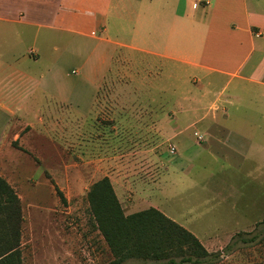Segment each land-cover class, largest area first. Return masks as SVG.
Wrapping results in <instances>:
<instances>
[{
  "label": "crops",
  "instance_id": "1",
  "mask_svg": "<svg viewBox=\"0 0 264 264\" xmlns=\"http://www.w3.org/2000/svg\"><path fill=\"white\" fill-rule=\"evenodd\" d=\"M122 63L148 66L141 70L150 71L149 78L169 71L172 79L176 71L183 97L175 118L192 114L194 121L172 132L182 150L169 165L183 170L206 154L234 169L235 179L241 164L263 150L264 0H0V146L9 120L29 118V104L42 98L77 109L85 103L87 110L99 85ZM160 86L173 95L172 80ZM196 125L194 134L202 139L187 144L182 135ZM170 174L172 168L156 182L160 193L155 184L146 189L153 197L147 208L168 217V203L160 198H173ZM263 202L256 196L199 213L191 221L209 234L202 240L194 235L211 252L228 236L213 231L240 222L245 228L264 214ZM213 214L221 217L216 230L204 217Z\"/></svg>",
  "mask_w": 264,
  "mask_h": 264
},
{
  "label": "rangeland",
  "instance_id": "2",
  "mask_svg": "<svg viewBox=\"0 0 264 264\" xmlns=\"http://www.w3.org/2000/svg\"><path fill=\"white\" fill-rule=\"evenodd\" d=\"M115 67L87 110L85 103L77 109L42 98L29 104V118L9 120V133L0 146V177L20 200V264H107L112 260L86 197L102 177L109 178L124 213L129 214L147 208L153 197L146 195V189L155 184L154 191L160 193L156 182L172 168L173 198L160 201L168 203L170 218L187 229L193 226L195 230H189L200 240L209 230L203 226L196 230L198 224L191 219L199 213L256 196L264 198V148L241 164L235 179L231 177L234 169L206 154L183 170L169 165L182 150V144L177 147L180 136L172 132L194 121L192 114L187 120L175 118L183 97L176 71L172 79L166 75L169 71L149 78L150 71L141 70L146 65ZM150 79L158 83L157 88L149 87ZM171 80L175 84L172 96L160 89ZM31 108L39 111L34 117ZM196 129L198 125L184 131L187 144L202 139L194 134ZM171 146L175 154H170ZM216 198L221 201L217 207ZM204 217L213 220L210 230L220 226L219 215ZM262 221L264 214L254 216L245 228L241 222L233 228L224 222L228 231H213L212 236H228L225 245L209 248L217 255L210 264H264V223L257 226Z\"/></svg>",
  "mask_w": 264,
  "mask_h": 264
},
{
  "label": "trees",
  "instance_id": "3",
  "mask_svg": "<svg viewBox=\"0 0 264 264\" xmlns=\"http://www.w3.org/2000/svg\"><path fill=\"white\" fill-rule=\"evenodd\" d=\"M86 197L113 256L107 264H128L132 260L140 262L137 264H210L216 261V253L208 252L191 231L157 208L125 214L108 177L94 182ZM21 220L19 197L0 177V264H20ZM262 223L264 221L257 226Z\"/></svg>",
  "mask_w": 264,
  "mask_h": 264
},
{
  "label": "built area",
  "instance_id": "4",
  "mask_svg": "<svg viewBox=\"0 0 264 264\" xmlns=\"http://www.w3.org/2000/svg\"><path fill=\"white\" fill-rule=\"evenodd\" d=\"M199 139H201V136H199ZM175 147L174 146H171L170 148H169V152H170V154H175Z\"/></svg>",
  "mask_w": 264,
  "mask_h": 264
}]
</instances>
